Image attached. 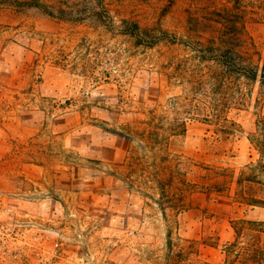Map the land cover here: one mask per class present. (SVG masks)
Wrapping results in <instances>:
<instances>
[{"label": "rangeland", "instance_id": "rangeland-1", "mask_svg": "<svg viewBox=\"0 0 264 264\" xmlns=\"http://www.w3.org/2000/svg\"><path fill=\"white\" fill-rule=\"evenodd\" d=\"M110 4L113 26L0 5V264H249L224 251L264 222V86L195 50L261 66L264 0Z\"/></svg>", "mask_w": 264, "mask_h": 264}, {"label": "trees", "instance_id": "trees-1", "mask_svg": "<svg viewBox=\"0 0 264 264\" xmlns=\"http://www.w3.org/2000/svg\"><path fill=\"white\" fill-rule=\"evenodd\" d=\"M1 4L16 12L34 11L45 17L74 24H83L91 21L104 26H113L114 24L110 0H0ZM140 22V20L133 17H121L119 27H117L119 28V34L131 38L137 46L145 48H152L160 38H164L161 34L157 35V32H160L159 30L147 25H141ZM215 40L212 39V41H207L205 44L197 43V46L201 49H198V51L196 49L195 52L199 54L198 58L200 60L213 62L229 69L232 74L247 80H258L264 86V61L259 66V63H255L250 57L243 59L238 51L231 49L228 45L226 47L228 41L225 38H215ZM144 133H146V130L142 128L141 134L144 135ZM252 142L260 150L262 148L261 152L264 153V145L259 143L258 138L252 139ZM161 190L164 192V189ZM263 226L264 222L240 221L236 223L233 229L237 239L225 247L224 255L226 258L234 255L235 259L244 261V263L264 264V249L261 246L254 247L256 243L243 247L241 241L246 235L251 236L254 241L258 240L259 237L257 235L264 233ZM253 230L257 234L254 235Z\"/></svg>", "mask_w": 264, "mask_h": 264}]
</instances>
